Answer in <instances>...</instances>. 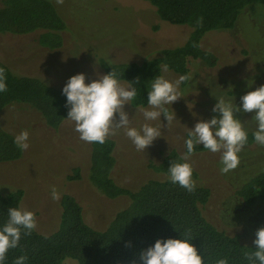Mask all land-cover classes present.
<instances>
[{
  "label": "rangeland",
  "instance_id": "rangeland-1",
  "mask_svg": "<svg viewBox=\"0 0 264 264\" xmlns=\"http://www.w3.org/2000/svg\"><path fill=\"white\" fill-rule=\"evenodd\" d=\"M51 1L67 23L64 46L44 50L38 43L41 32L21 36L0 33V59L15 73L38 77L57 88H63L77 73H85L89 81L97 72L104 74L102 60L109 64L143 63L160 57L164 49L183 47L193 31L189 25L161 20L155 6L145 0ZM201 47L214 55L215 63L189 61V80L185 85L181 81L178 88L182 97L168 106L174 117L171 124L167 125L163 114L160 120L149 122L161 130V137L146 151H137L123 129L111 136L117 144L113 177L119 185L137 190L148 180L166 179L167 175L157 173L152 166L159 165L173 150L180 155L185 152L189 128L200 119L218 115L212 112L217 98L239 105L241 96L264 85V6H249L232 30L205 33ZM163 76L173 82L180 79L165 68ZM125 111L130 126L139 129L146 122L137 108L125 105ZM235 115L244 122L248 134L255 131L253 113ZM0 123L14 135L22 130L30 134V147L22 158L0 164V192L24 191L21 207L35 213L38 233L51 235L60 226L62 208L60 199L51 197L53 187L60 195L64 188L76 190L85 204L87 223L98 230H104L127 206V197L108 198L87 180L91 146L79 138L74 122L67 120L51 131L41 126L26 106L16 103L3 110ZM239 156V166L228 173L220 171V152L206 149L192 154L189 162L196 185L211 189L210 201L202 209L204 216L220 231L250 244L257 229L264 227V202L248 205L237 190L264 171V146L249 142ZM75 168L81 171L80 180L68 178ZM66 264L75 262L68 260Z\"/></svg>",
  "mask_w": 264,
  "mask_h": 264
},
{
  "label": "trees",
  "instance_id": "trees-1",
  "mask_svg": "<svg viewBox=\"0 0 264 264\" xmlns=\"http://www.w3.org/2000/svg\"><path fill=\"white\" fill-rule=\"evenodd\" d=\"M155 6L161 20L176 25H189L193 31L188 42L179 48H167L161 56L143 63L109 64L101 61L104 74L115 67L121 82L136 81L138 95L133 108L146 107L151 79L163 76L164 68L189 80V61L201 60L215 63L211 52L201 47L205 33L223 29L232 30L242 12L252 4L264 6V0H145ZM202 18V22L198 20ZM67 23L51 0H1L0 33L21 36L41 32L39 45L44 50H57L64 46L63 33ZM5 70L7 91L0 93V116L12 104H22L36 116L48 130H57L67 119L66 97L62 88L51 86L40 78L17 74L0 59ZM14 134L4 130L0 123V164L20 160L23 151L13 144ZM187 138V134L185 139ZM254 141L248 134V143ZM116 139L109 137L104 144L90 143L91 154L87 180L108 198L127 197L128 204L116 213L104 230L90 226L85 218V204L76 190L63 189L60 195L62 208L59 229L51 235H42L35 229L22 235L18 248L10 249L5 264H15L17 257L26 255V264H138L141 250L160 238H179V232H189L193 243L202 251L204 264H216L226 259L227 264H249L247 254L256 246L246 244L239 236L220 231L203 214V207L211 198V189L198 186L194 191L173 184L168 178L171 161H179L181 155L173 150L159 165L152 168L167 175L164 180L152 179L139 189L130 190L119 185L113 171L116 166L114 151ZM186 150V149H185ZM206 149L197 146L198 153ZM70 180H80L79 168L73 170ZM193 174L195 172L193 171ZM237 194L248 205L264 202V171L253 176ZM24 191L3 194L0 192V224L7 219L9 207H21ZM255 239V238H254Z\"/></svg>",
  "mask_w": 264,
  "mask_h": 264
},
{
  "label": "clouds",
  "instance_id": "clouds-1",
  "mask_svg": "<svg viewBox=\"0 0 264 264\" xmlns=\"http://www.w3.org/2000/svg\"><path fill=\"white\" fill-rule=\"evenodd\" d=\"M202 22V18L198 23ZM184 77L170 81L162 75L151 79L147 92L149 108L138 107L146 121L139 129L130 126V117L125 111V105H133L140 81L121 83L115 69L102 74L97 72L96 78L89 81L85 73H77L69 77L62 88L66 97L67 117L74 122V130L79 138L89 143L104 144L106 140L123 129L137 151H146L155 139L161 137V130L150 121L160 120L162 114L170 125L174 119L169 114L168 106L180 97L178 88ZM252 85H249L251 87ZM5 70L0 68V93L7 91ZM241 103L233 104L231 100L218 99L213 106L211 119H200L189 128L184 141L185 152L179 161H171L168 166V178L171 183L192 192L196 188L193 179V168L189 162L197 146H203L210 152L221 153L220 171L228 173L239 166V154L248 143V131L235 113H253L256 129L252 133L256 144L264 146V85L248 91L240 97ZM176 118V114H175ZM13 144L20 151L30 147V134L22 130L13 138ZM51 197L59 200L60 194L52 188ZM37 228V220L33 211L17 206L9 207L7 219L0 224V264H5L10 249L18 248L22 235H29ZM179 238H160L154 244L139 253L138 264H204L202 251L192 242L193 238L187 231L180 233ZM253 244L254 250L247 254L249 264H264V227L257 229ZM28 257L21 255L15 264H26ZM216 264H227L226 259H219Z\"/></svg>",
  "mask_w": 264,
  "mask_h": 264
}]
</instances>
